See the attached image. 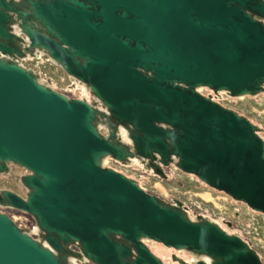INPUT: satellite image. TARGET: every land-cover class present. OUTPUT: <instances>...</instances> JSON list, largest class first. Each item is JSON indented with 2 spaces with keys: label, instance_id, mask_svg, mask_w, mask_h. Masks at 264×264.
<instances>
[{
  "label": "water",
  "instance_id": "obj_1",
  "mask_svg": "<svg viewBox=\"0 0 264 264\" xmlns=\"http://www.w3.org/2000/svg\"><path fill=\"white\" fill-rule=\"evenodd\" d=\"M45 57L69 84L24 61ZM205 90L208 93L203 94ZM264 93V0H0V264H262L238 232L106 163L175 167L264 214L261 128L220 103Z\"/></svg>",
  "mask_w": 264,
  "mask_h": 264
},
{
  "label": "rangeland",
  "instance_id": "obj_2",
  "mask_svg": "<svg viewBox=\"0 0 264 264\" xmlns=\"http://www.w3.org/2000/svg\"><path fill=\"white\" fill-rule=\"evenodd\" d=\"M59 70L60 75L62 77L64 76L65 78V73L61 69ZM201 92L203 94L208 93L205 90H202ZM219 101L225 107L232 108L239 114L247 117L251 122L260 128H264V93L254 98L243 97L235 99L222 94ZM107 164L111 165L112 162L108 161ZM175 169L178 170L177 168ZM178 178L183 183L182 188H177L175 186L176 184L166 185V183L155 181V185L152 184L147 186V190L148 192L157 195L168 202L173 199L168 198L177 197L187 205L189 208V213L193 215L206 214L213 220L220 223L225 229L231 232H238L241 236L244 235L246 240L261 256L262 261L264 262L263 214L255 213L251 211L246 205L240 202L232 201L226 194L215 191L201 184L196 180L195 177L191 175L181 172ZM0 184H7L4 177H0ZM9 214H11V218H13L22 227L30 226L32 224L29 216L12 211H10ZM230 218H235V221H240L238 222L240 230L234 225L228 226L226 224V220ZM148 244L149 246L155 247V249H161L160 245L157 247V245L151 242H148Z\"/></svg>",
  "mask_w": 264,
  "mask_h": 264
},
{
  "label": "flooded vegetation",
  "instance_id": "obj_3",
  "mask_svg": "<svg viewBox=\"0 0 264 264\" xmlns=\"http://www.w3.org/2000/svg\"><path fill=\"white\" fill-rule=\"evenodd\" d=\"M24 65L27 68H31V69L36 70L40 74L41 80H44L45 82H48L49 84H51L55 91L62 92L69 97L78 95L79 92L77 90H75L74 93H70L68 91L62 90L69 84L67 76L65 78H64V76L62 77L59 73V71H60L59 68L53 66L45 57H41L38 59L33 58L31 60H26V61H24ZM227 97H229V96H227ZM261 136L264 139V128H261ZM109 161H111V160H109ZM107 165L112 167L113 169H115L117 171H120L123 175L130 177V178L134 179L135 181H137L139 186L142 187L145 190V192H147L148 194H152V193L148 192L147 186H150L152 184L155 185V181H159L161 183H166V185L167 184L168 185L176 184L175 186L177 188L183 187L182 181L178 178V176L181 174V171L176 170L173 167L163 168V177L159 178V177H156V176L151 175L149 173L140 171L135 167L120 166L114 162H112L111 165H109V164H107ZM29 173H30V171L28 169L23 168L19 165L13 164V163H9L8 164V172L4 173V174H0V177H2V178L4 177L6 179L7 184L6 185L0 184V189L8 190V191L20 196L21 198L26 199L27 198V188L25 185H23L19 182V179L21 176L28 175ZM172 198L177 199V200L179 199L177 197H171L168 199H172ZM179 201H181V200L179 199ZM0 211L3 213H6L10 217H12L11 214H9L10 211L19 212V213H22L26 216H29V218L32 221V224L30 226H24L25 228H31L35 224V221L31 218L30 215L23 213L19 210H16L13 208H7V207H0ZM234 219L235 218H230V219L226 220V224L228 226L234 225L239 229L238 222H240V221H235ZM241 238L246 240L244 235H242ZM247 243L253 249V247L250 245V243L248 241H247ZM146 244L149 247V249L151 250V252L153 254H155L164 263L177 264L176 262L172 261L173 255L175 257L183 260L186 263L190 262V257L185 253L176 252V251L174 252V251L164 247L161 244H155V245H157V247H158V245H160L161 249H159V248L155 249V247L149 246L148 242H146ZM259 257L261 259V263L264 264L260 255H259ZM87 264H93V263L89 262Z\"/></svg>",
  "mask_w": 264,
  "mask_h": 264
}]
</instances>
